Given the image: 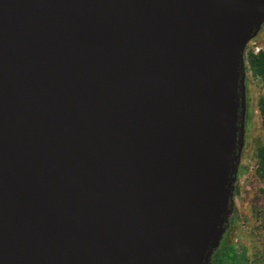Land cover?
I'll list each match as a JSON object with an SVG mask.
<instances>
[{
	"label": "water",
	"instance_id": "95a60500",
	"mask_svg": "<svg viewBox=\"0 0 264 264\" xmlns=\"http://www.w3.org/2000/svg\"><path fill=\"white\" fill-rule=\"evenodd\" d=\"M264 0H0V264H211Z\"/></svg>",
	"mask_w": 264,
	"mask_h": 264
},
{
	"label": "rangeland",
	"instance_id": "374dc122",
	"mask_svg": "<svg viewBox=\"0 0 264 264\" xmlns=\"http://www.w3.org/2000/svg\"><path fill=\"white\" fill-rule=\"evenodd\" d=\"M246 53L264 56V28L248 44ZM246 118L244 145L239 172L233 193V216L235 222L228 230V243L237 249H247L254 264H264V184L257 178L256 153L264 142V130L258 111L263 95L259 81L251 72L246 73Z\"/></svg>",
	"mask_w": 264,
	"mask_h": 264
},
{
	"label": "trees",
	"instance_id": "16d2710c",
	"mask_svg": "<svg viewBox=\"0 0 264 264\" xmlns=\"http://www.w3.org/2000/svg\"><path fill=\"white\" fill-rule=\"evenodd\" d=\"M246 50L244 53L245 72H251L253 76L259 81L263 89V95L260 97L258 102V111L262 128L264 130V56L262 54L254 56L252 53H246ZM255 159V174L257 178L264 184V142L258 148ZM239 172H242V170L240 169L238 173ZM234 222L235 218L232 214L230 228L233 226ZM227 233L228 231L223 237L219 248L213 254L211 264H254L253 261H251L248 257L246 248L240 247V249H237L234 245L228 243Z\"/></svg>",
	"mask_w": 264,
	"mask_h": 264
},
{
	"label": "flooded vegetation",
	"instance_id": "af4514ba",
	"mask_svg": "<svg viewBox=\"0 0 264 264\" xmlns=\"http://www.w3.org/2000/svg\"><path fill=\"white\" fill-rule=\"evenodd\" d=\"M264 28V27H263Z\"/></svg>",
	"mask_w": 264,
	"mask_h": 264
}]
</instances>
